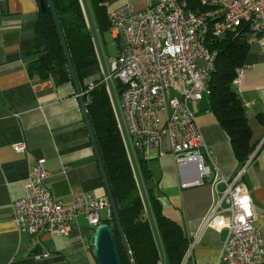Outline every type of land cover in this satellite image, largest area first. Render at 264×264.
Returning <instances> with one entry per match:
<instances>
[{
  "label": "crops",
  "instance_id": "1",
  "mask_svg": "<svg viewBox=\"0 0 264 264\" xmlns=\"http://www.w3.org/2000/svg\"><path fill=\"white\" fill-rule=\"evenodd\" d=\"M87 2L99 38L103 33L97 29L92 0ZM103 2L107 14L125 4L140 10L144 7V0ZM38 17L36 0H0V264H96L92 256L95 227L85 216H79L68 235L61 237L21 236L12 220V203L27 195L26 183L37 159H44L49 175L46 185L63 205L70 206L74 195L81 193L108 200L74 85L56 84L30 70V63L44 46L35 30ZM249 44L248 68L234 88L244 105L256 148L241 183L251 196L255 224L264 234V37L250 35ZM102 76L100 63L82 72L83 84H94ZM191 107L220 175L231 181L242 165L209 110L208 96ZM20 143L26 144L29 155L14 150ZM134 155L143 159L152 173V178L143 182L145 191H153L164 216L181 225L190 239L191 252L184 264H220L227 232L207 224L217 198L211 183L181 187L167 136L160 151H135ZM219 190H224L223 184ZM100 217L103 222L111 216L102 211ZM38 245L41 255L31 256Z\"/></svg>",
  "mask_w": 264,
  "mask_h": 264
},
{
  "label": "built area",
  "instance_id": "2",
  "mask_svg": "<svg viewBox=\"0 0 264 264\" xmlns=\"http://www.w3.org/2000/svg\"><path fill=\"white\" fill-rule=\"evenodd\" d=\"M198 1L200 10H190L180 0H144L141 10L125 4L111 11L110 31L120 49L108 70L112 82L122 85L118 103L134 154L160 151L167 136L181 187L206 182L213 186L217 198L207 224L227 232L220 264H263L264 234L255 224L254 207L252 216L241 221L244 213L236 203L240 196L250 195L241 183L249 161L231 181L220 175L191 105L210 94L209 78L218 58L212 49L215 41L238 36L244 28L246 34L264 37V0ZM247 68L244 64L236 70L234 86ZM94 87L89 85L85 93ZM14 150L29 155L25 143ZM44 162L37 159L26 183L27 195L12 203V220L21 236H67L81 215L94 227L102 223V211L111 216L110 202L93 193L74 195L70 206L55 199L46 185ZM190 252L191 248L182 264Z\"/></svg>",
  "mask_w": 264,
  "mask_h": 264
},
{
  "label": "trees",
  "instance_id": "3",
  "mask_svg": "<svg viewBox=\"0 0 264 264\" xmlns=\"http://www.w3.org/2000/svg\"><path fill=\"white\" fill-rule=\"evenodd\" d=\"M66 45L80 82L88 107V113L102 155L106 173L116 202L123 232L129 245L134 264H161V257L154 233L147 216L137 180L119 128L113 103L104 76L94 81L95 87L85 93L82 72L100 64L93 36L89 29L81 0H53ZM186 2L188 9L200 10L198 0ZM47 9L39 11L35 26L44 46L38 50L39 57L30 63V70L41 78H52L56 84L72 83L64 50L58 31L45 0ZM92 7L100 33L111 30L109 14L103 0H92ZM242 29L240 35L229 34L215 41L212 46L218 51L215 70L209 78V110L228 135L237 160L244 165L249 161L256 145L252 142V130L248 124L244 105L234 88L236 70L245 64L249 53V34ZM98 33V32H97ZM113 86L120 95L122 85L114 80ZM142 181L147 183L152 173L145 161L136 158ZM157 231L165 254L166 264H182L190 239L185 229L162 213V205L152 190L146 191ZM110 225L120 254L122 264H130L119 229L111 217L103 221Z\"/></svg>",
  "mask_w": 264,
  "mask_h": 264
},
{
  "label": "water",
  "instance_id": "4",
  "mask_svg": "<svg viewBox=\"0 0 264 264\" xmlns=\"http://www.w3.org/2000/svg\"><path fill=\"white\" fill-rule=\"evenodd\" d=\"M36 1L38 3V6H39V11L44 13L47 9V5H46L45 0H36ZM47 2H48L49 8L51 10V13H52V16H53V19H54V22H55V25H56V28L58 31V35H59V38L61 41V45H62L63 50H64V55H65V58L67 61V66L69 68V72H70V75L72 78V82H73L76 94H77L78 99H79L80 104H81L83 118H84L87 130L89 133V137L91 140L93 150L95 152V156H96L98 166L100 168L103 183L105 185V189L107 192L108 201L110 202V206H111V209L113 211L114 219H115V222H116L117 227L119 229V233H120L124 248L128 254L130 264H134L133 259H132V255L130 253L128 242H127L126 237H125L124 232H123V228H122V224L120 221L116 202L113 198L111 186H110L109 179H108V176L106 173V169H105V165H104V162L102 159V155H101V152H100L99 147L97 145V140H96L95 133H94L92 123L90 121V117H89V113H88V107H87V104L85 102V98H84V95H83V92L81 89L80 82H79L77 75H76V72L74 70V66H73L67 45H66V40H65V37H64L63 31H62V27H61V24H60L59 19H58L56 7L54 5L53 0H47ZM81 3L83 6V9L85 11V15L87 18L89 29H90L91 34L93 36V40L95 43V47L97 50V54H98L101 66L103 68L104 79L106 80L108 92L110 94V97H111V100L113 103V107H114L115 114H116V117L118 120L119 128L121 130V134H122V137H123L126 149H127V153H128V156H129V159H130V162H131V165H132V168H133L136 180H137L139 190L141 192V197H142L144 205H145L147 216L149 218V221H150L153 233H154V237H155V240H156L157 245H158V249H159V253H160V257H161V264H166V259H165V254H164V250L162 247V243H161V240H160V237H159V234L157 231V227L155 224V220H154V217L152 214V210H151V207H150L147 195H146V191H145L143 181H142V178L140 175L138 164H137L133 149L131 147V144H130V141H129V138L127 135L126 127H125V124H124V121L122 118V114L120 111L119 103H118L117 94H116V91L114 89L113 82L110 78L109 70H108V68L105 64L104 58H103V54H102V51L100 48L98 33H97L96 27L94 25V21H93V18H92L90 9H89V5H88L87 0H81ZM94 231H95V235H94V240H93L92 256H93V259L96 262V264H122L120 254H119V251H118L115 239H114L113 231H112L110 225L102 222L100 225L95 227ZM41 253H42V248L38 245L32 251L31 256L41 255Z\"/></svg>",
  "mask_w": 264,
  "mask_h": 264
},
{
  "label": "rangeland",
  "instance_id": "5",
  "mask_svg": "<svg viewBox=\"0 0 264 264\" xmlns=\"http://www.w3.org/2000/svg\"><path fill=\"white\" fill-rule=\"evenodd\" d=\"M89 9H90V7H89ZM99 43H100V48H101V51L103 54L105 64H106L107 68H109L110 61L119 55L120 43L118 42V40H116L113 37L112 33L109 30L103 32V34L100 35ZM117 98H118V102H119L120 101V95H117Z\"/></svg>",
  "mask_w": 264,
  "mask_h": 264
},
{
  "label": "clouds",
  "instance_id": "6",
  "mask_svg": "<svg viewBox=\"0 0 264 264\" xmlns=\"http://www.w3.org/2000/svg\"><path fill=\"white\" fill-rule=\"evenodd\" d=\"M171 51V49H169ZM176 51H179V49L177 48ZM237 191L239 192V189H237ZM236 203H238L240 209H242L244 216H241L239 219L241 221H243L245 219V216L247 217H251L253 212H252V201H251V196L250 195H243L240 196L238 199H236ZM221 225L224 224V220L223 218H221L220 220Z\"/></svg>",
  "mask_w": 264,
  "mask_h": 264
}]
</instances>
